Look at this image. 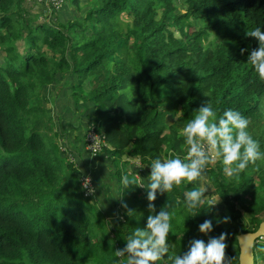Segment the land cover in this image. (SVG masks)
<instances>
[{
    "label": "trees",
    "instance_id": "16d2710c",
    "mask_svg": "<svg viewBox=\"0 0 264 264\" xmlns=\"http://www.w3.org/2000/svg\"><path fill=\"white\" fill-rule=\"evenodd\" d=\"M66 1L78 6L80 0ZM85 1L81 19L22 26L20 0H0V264H120L115 250L153 214L147 191L126 189L124 177L144 180L154 159L183 158L187 145L180 133L207 102L218 118L229 109L240 112L264 153V81L248 62L259 45L246 35L264 30V0H183L182 11L176 0ZM210 33L219 41L206 42ZM58 75L57 90L70 83L75 98L94 104L83 147L67 152L64 146L65 154L58 141L45 143L60 137L45 123L51 122L47 89ZM86 79L89 88L82 86ZM90 123L106 142L96 154L84 148ZM106 151L110 160H137L131 168L116 163L112 171L122 216L116 223L94 202L96 193L84 196L79 182L87 170L79 167L80 155ZM206 176L228 213L204 196L189 212L184 197L196 182L157 193L155 213L168 204L172 214L169 255L187 252L194 239L207 242L226 232V257L238 264V234L264 220V159L228 177L217 158ZM204 220L213 223L208 235L198 229ZM254 264H264V241L254 244Z\"/></svg>",
    "mask_w": 264,
    "mask_h": 264
},
{
    "label": "clouds",
    "instance_id": "9594fccd",
    "mask_svg": "<svg viewBox=\"0 0 264 264\" xmlns=\"http://www.w3.org/2000/svg\"><path fill=\"white\" fill-rule=\"evenodd\" d=\"M246 35L258 41L259 46L250 51L248 62L254 67L259 79L264 81V30L257 27L248 30ZM241 51L243 53L245 50ZM248 127L249 121L240 112L229 109L218 118L210 102H207L198 109L195 117L185 124L180 133L187 145L183 158L176 156L154 159L146 183L124 177L123 184L126 189L140 187L147 190L148 207L153 214L147 217L146 227L135 228L127 238L124 248L115 250L116 257L121 258L120 264H124L125 257L126 264H157L164 257L171 264H231V260L226 257V232L218 237H209L207 242L194 239L187 252L169 255L168 237L172 214L168 211V204L155 213L153 202L156 201L158 192L164 195L184 182L191 184L202 181L208 166L215 163L217 158L222 159L223 172L228 177L238 176L249 164L264 159L259 142L249 134ZM88 186L89 181H85L84 187L94 193L95 189ZM205 191L201 184L185 193L184 202L189 212L203 203ZM195 215L197 214L192 216ZM230 220V217H225L223 223H229ZM198 229L200 233L208 235L213 231V223L211 220H204Z\"/></svg>",
    "mask_w": 264,
    "mask_h": 264
},
{
    "label": "rangeland",
    "instance_id": "374dc122",
    "mask_svg": "<svg viewBox=\"0 0 264 264\" xmlns=\"http://www.w3.org/2000/svg\"><path fill=\"white\" fill-rule=\"evenodd\" d=\"M176 1L178 3V8L182 11L183 0H176ZM85 5H86L85 0H80L78 6L71 4L69 1L63 0L58 8H54L52 5V0H20L22 16H19V19L21 21L22 26H25L27 24H34V22H37L39 20H47L50 22L59 21L65 23L70 18L81 19L86 9L84 7ZM193 22L194 25L201 24V22H199V20L197 19H193ZM3 32H4V28L0 27V33ZM212 39L219 41L218 37H216L214 33H210L209 38L208 40H206V42H209ZM1 51H2V47L0 43V62L3 61V58L1 56ZM57 79L58 81L55 82L53 85L49 86L47 89L46 97L48 104L46 105V109L48 111V115H50L51 122L49 123V121H46L45 123L50 127L49 132L52 133V130H57L60 134V137L58 136L56 137L55 135L46 137L45 143L49 144L51 142H56V143L59 142V146L62 149L63 153L65 154L63 150L64 146L67 147V152L68 151L72 152L71 149L76 151L80 147H83L81 143V136L85 124L88 121V119L85 116V112H90L92 108H88L90 104H88L87 106L84 105L85 101L83 97L80 96L79 98H75L72 92L70 93V89H71L69 87L70 83L64 85L61 88V90H57L55 88L56 85L59 86L61 85V78L59 75ZM86 82H89L88 79L84 80L83 82L84 85L82 86L85 88H89L90 84L89 83L87 84ZM84 106L86 107V109ZM172 120H173L172 117H167L168 122H171ZM108 152L109 151H106L101 153L100 155H97L95 157V160H98L101 157L102 160H105L106 162L112 164V162H110L111 160L107 158ZM83 155L89 156L87 152H84ZM115 160H116L115 162L118 164H120L121 161L127 162L125 163L127 168L128 167L131 168L132 165L136 164L137 162V160L132 157L129 158L128 161V157L125 155L121 156L118 159L116 158ZM79 161H81V159ZM83 161H88L85 162L86 164L89 165L92 164L91 167L88 166L86 169L90 171L93 180H95L94 185L97 192L104 191L105 190L104 180L107 181V178L104 176L105 173L101 172L102 166H99V171L97 172L95 171L96 165L95 163H91V159L83 157ZM79 167H81L80 163H79ZM113 170L114 167L112 166L111 171ZM134 176L137 178L139 182H144V183L147 182V178H145L144 180H139L138 179L139 176L137 175ZM96 177H98L97 182H96ZM111 183H113V178H111ZM201 184L206 189L204 199L208 200L211 204L216 203L215 205H212L216 210H223L226 213H228L227 207L223 204L218 194L214 191L213 187L208 182L206 174L202 181H196L197 186ZM98 186L101 188V190L98 189ZM142 189L147 191L145 188ZM95 197L97 198L96 199L97 201H100L99 195H96ZM106 197H104V200L107 199L108 201L106 200L104 201V203L106 204V206H104L105 208H103L104 213L106 214V218H110L113 220L114 223H116L119 218L122 219V216L120 215V211L116 210V207L120 204L115 203L116 202L115 200H117L116 197L111 198V200H110V195L107 198Z\"/></svg>",
    "mask_w": 264,
    "mask_h": 264
},
{
    "label": "built area",
    "instance_id": "2783aa9c",
    "mask_svg": "<svg viewBox=\"0 0 264 264\" xmlns=\"http://www.w3.org/2000/svg\"><path fill=\"white\" fill-rule=\"evenodd\" d=\"M63 0H52V5L54 8H58L61 5ZM88 129H86L84 134V148L88 150L90 154H96L102 147L103 144H106L103 133L97 132L94 129V126L90 123L87 125ZM68 157L71 161L76 162L75 155L73 153H69ZM79 177V182L82 188V192L84 196L92 197L96 193V188L93 182V177L89 170H83ZM138 176V174H135ZM85 181H89V188L95 189L94 193L89 192L88 188L84 187ZM258 241H264V234H261L258 237Z\"/></svg>",
    "mask_w": 264,
    "mask_h": 264
},
{
    "label": "crops",
    "instance_id": "0c3cea01",
    "mask_svg": "<svg viewBox=\"0 0 264 264\" xmlns=\"http://www.w3.org/2000/svg\"><path fill=\"white\" fill-rule=\"evenodd\" d=\"M88 104H90L88 108H92V109H91L90 112H85L86 118H87V113H93V109H94L93 102H91V101H85L84 105L87 106ZM85 109H86V107H85ZM83 154L84 153H82L79 158L80 159L82 158V160H83V157L88 158V159H91V163H95V165H96L95 171H97V172L99 171V166H102V171L101 172H104L105 173L104 176L107 178V181L104 180L105 190L104 191H100V192L99 191L98 192L96 191V195H99L100 196V201H97L96 200L97 198L94 201L95 203L97 202L96 203L97 205L100 203L98 206L102 207V210H103V208H105L104 206H106V204L104 203V201L105 200L108 201L107 199L104 200V197H106V196L108 197L110 195V200H111V198H114V197H117L118 196V183H117V179L112 174V171H111L112 166L114 167L115 164H116V162L114 160H111L110 162H112V164H110L109 162H106V161L102 160L101 157L98 160H95V158H92L91 156H85ZM80 162L79 163H80L81 167H83V168H87L88 166L89 167L92 166V164L89 165V164H86L85 163V162H88V161H80ZM111 178H113V183H111ZM97 179H98V177H96V182H97ZM109 180H110V182H109ZM98 189L101 190V188L99 186H98ZM103 192L106 194V196H105V194ZM102 195H103V197H102Z\"/></svg>",
    "mask_w": 264,
    "mask_h": 264
},
{
    "label": "water",
    "instance_id": "95a60500",
    "mask_svg": "<svg viewBox=\"0 0 264 264\" xmlns=\"http://www.w3.org/2000/svg\"><path fill=\"white\" fill-rule=\"evenodd\" d=\"M261 234H264V220L255 230L238 234V264H254V244Z\"/></svg>",
    "mask_w": 264,
    "mask_h": 264
}]
</instances>
